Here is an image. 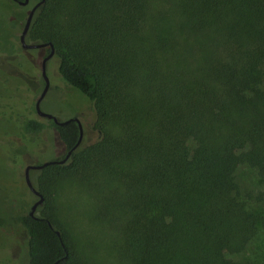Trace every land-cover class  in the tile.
<instances>
[{
	"label": "trees",
	"instance_id": "obj_1",
	"mask_svg": "<svg viewBox=\"0 0 264 264\" xmlns=\"http://www.w3.org/2000/svg\"><path fill=\"white\" fill-rule=\"evenodd\" d=\"M24 1L0 0V66L26 53L15 33L39 0ZM26 42L52 45L97 131L35 188L44 200L60 180L87 189L100 235L77 245L55 206L20 208L29 264H253L228 256L264 237V0H44ZM24 113L25 141L46 122ZM48 128L60 150L77 143L75 123Z\"/></svg>",
	"mask_w": 264,
	"mask_h": 264
},
{
	"label": "rangeland",
	"instance_id": "obj_2",
	"mask_svg": "<svg viewBox=\"0 0 264 264\" xmlns=\"http://www.w3.org/2000/svg\"><path fill=\"white\" fill-rule=\"evenodd\" d=\"M19 35L20 32L15 33V36L18 37ZM37 53L32 50L23 54L22 59L19 60L23 66L22 69H20L21 64L18 65L17 61L12 63V66L8 64V61L1 62L0 66L1 110H12L10 116L12 121L8 119L6 113L0 112V218L8 219L0 226V264H10L12 260L19 259L23 253L22 245L16 246L14 243L16 241L22 243L24 234L13 220L20 215V208L25 209L23 212H29L30 206L36 200V197L25 186L24 168L35 164V162H42L59 156L61 151L58 148V137L54 132H47V134L38 135L33 139L22 140L20 122L15 119L21 118L26 110L33 107L36 97L43 90L40 79V61L36 60ZM47 73L48 81L51 82L49 93L52 99L50 101L55 104L56 110H53L48 104L42 105V108L62 119L73 114L79 116L84 129L82 143L94 141L97 131L93 129L94 113L91 104L63 83L52 63H50ZM37 180L38 178L35 179L34 183L38 184V187L45 185L43 179ZM53 187L56 193H53L51 197L47 191L45 192L47 199L36 215H48L50 208L55 206L58 218L69 226L72 238L77 245H83V235L100 239V235L93 231L92 224L98 215H96L95 207L91 204L93 199L87 189L77 185L75 181L69 182L66 179L55 183ZM10 217L14 219L11 220ZM89 228L92 230L91 234L86 232ZM261 245L264 246V237L260 238L259 242L254 243L252 247H248L243 254L228 257L239 261L249 259L253 264H264V248ZM18 247L21 249L20 252ZM103 248L99 245L97 248V251L102 255L105 254ZM94 259L96 263H94ZM91 264L112 263L108 258L104 261L98 257L93 258Z\"/></svg>",
	"mask_w": 264,
	"mask_h": 264
},
{
	"label": "water",
	"instance_id": "obj_3",
	"mask_svg": "<svg viewBox=\"0 0 264 264\" xmlns=\"http://www.w3.org/2000/svg\"><path fill=\"white\" fill-rule=\"evenodd\" d=\"M27 3H28V0H25L24 2H20L19 4L22 5V6H25V5H27ZM43 4H44V0H40L35 6L32 7V9L29 11V13L27 15L23 30H22L21 34L19 35V41H20V44H21V48L23 50H37V49H41V48H45L47 46H50L49 54L41 62V77H42V79L44 81V88H43L41 94L39 95V97H38V99L36 101V105H35L36 113H37V115L39 117H43V118H47V119H53L54 123L56 125H59V126L68 124V123H70L72 121H75L78 124V128H79V138H78L77 143L75 144V146L71 149V151H69V153L67 154V156L63 160H60V161H49V162H44L41 165H37V166L36 165H29V166L25 167L24 179H25L26 186L28 187L29 191L33 195H35V196H37L39 198V200L31 208V213H30L31 217H33V212L35 211V209L44 202V197H43V195L41 193H39L33 187L32 183L30 181V178H29V172L33 171V170H41V169H43L45 167H48V166H51V165H63L66 162V160L69 158V156L71 155L72 151H75V149L80 145V143L82 141V137H83L82 126L79 123L78 119H70V120H67V121H64V122H58L55 117H53L52 115L41 111V109H40V103H41L42 99L45 97V95H46V93H47V91L49 89V81H48V78H47V75H46V63H47V61H49L53 57L54 49H53L52 45H50V44L48 45V44H45V43H41V44L27 43L26 42V36H27V33H28V30H29V27H30V24H31V21H32V18H33V15H34L35 11L40 6H42ZM56 234L58 236L60 235L59 232H56ZM56 263H54V264H56Z\"/></svg>",
	"mask_w": 264,
	"mask_h": 264
},
{
	"label": "flooded vegetation",
	"instance_id": "obj_4",
	"mask_svg": "<svg viewBox=\"0 0 264 264\" xmlns=\"http://www.w3.org/2000/svg\"><path fill=\"white\" fill-rule=\"evenodd\" d=\"M40 1V0H39ZM39 1H37L33 6H35ZM28 5V4H27ZM33 6H31L30 7V9H29V11L32 9V7ZM29 13V12H28ZM20 42V41H19ZM46 48V47H45ZM41 49H43V48H41ZM23 50V49H22ZM39 49H37V50H33V51H38ZM23 51H25V52H29V51H32V50H23ZM46 55V54H45ZM37 57V60L38 61H40L39 63H40V79H41V83H42V86H43V88H44V81H43V79H42V77H41V62L43 61V59L46 57V56H42V55H40V54H38V55H36ZM54 56V55H53ZM53 58V57H52ZM52 58L49 60V61H47V63H46V75H47V77H48V67H49V65H50V62H51V60H52ZM49 78V77H48ZM50 89H51V82H49V89H48V91H47V93H46V95H45V97L42 99V101H41V103H40V109H41V111H43V112H45V113H47V114H50V115H52L53 117H55L56 119H57V121L58 122H64V121H67V120H70V119H78V121H79V123L81 124V126H82V130H83V137H82V141H81V143H80V145L82 144V142H83V138H84V129H83V125H82V121H81V119H80V117L79 116H75L74 114L73 115H71V116H68L66 119H62L60 116H58V115H56V114H52V113H50V112H46L43 108H42V105H44V104H48L50 107H52L53 108V110L55 109V104L54 103H52V101H50V99H52V98H50ZM39 95H40V93H39ZM39 95L36 97V99H35V102H34V104H33V107H32V109H34V114L36 115V117L37 118H40V119H42V120H45L44 122H46V126H45V129L41 132V133H39V134H37V136L38 135H41V134H47V132H54L53 130H51V129H49L48 128V125H49V122L50 121H52L53 123H54V121H53V119H47V118H43V117H39L38 115H37V113H36V109H35V105H36V101H37V99H38V97H39ZM50 103V104H49ZM56 110V109H55ZM12 111V110H11ZM11 114H12V112H11ZM10 114V115H11ZM24 114V116H25V113H23ZM8 117V119L9 120H11L12 121V119H11V117H9V116H7ZM16 117V116H15ZM17 119H19L18 117H17ZM70 123H75L76 125H77V127H78V124L75 122V121H72V122H70ZM55 124V123H54ZM66 125V124H65ZM57 126H59V125H57ZM60 126H63V125H60ZM78 130H79V128H78ZM55 133V132H54ZM56 134V133H55ZM57 135V134H56ZM79 145V146H80ZM78 148V147H77ZM76 148V149H77ZM75 149V150H76ZM54 150V149H53ZM69 151H71V150H69ZM69 151H65L64 149L63 150H61L60 151V155L59 156H54L52 159H50V160H43L42 162H35V164H32V165H41L42 163H44V162H49V161H60V160H63L66 156H67V154L69 153ZM70 157H71V155L69 156V158L66 160V162L64 163V164H66V163H68V160L70 159ZM59 159V160H58ZM63 164V165H64ZM46 168V167H45ZM44 169V168H43ZM43 169H41V170H33V171H30L29 172V178H30V181H31V183H32V185H33V187L35 188L36 187V184L34 183L35 182V179L36 178H39L38 176L41 174V172L43 171ZM24 170H25V168H24ZM24 170H23V177H24ZM24 183H25V179H24ZM25 186H26V183H25ZM26 188H27V190L29 191V189H28V187L26 186ZM36 189V188H35ZM30 192V191H29ZM31 193V192H30ZM40 193V192H39ZM34 197H36V200H35V202L32 204V206L39 200V198L37 197V196H35V195H33ZM44 202H45V200H44ZM44 202L41 204V205H39L36 209H35V211L33 212V218H37V217H40L41 215H36V213L40 210V208L41 207H43V205H44ZM32 206H30V209H29V212H23L24 214H26V213H28L29 214V216H30V213H31V208H32ZM22 233L24 234V238H23V240H22V243L20 242H18L17 243V241L14 243V244H16V246H20V245H22V247H23V253H22V255H20L19 257V259H17V260H12L11 261V263L10 264H29V262H28V260H27V238H26V235H25V233L22 231ZM20 241V240H19ZM13 244V245H14ZM24 244V245H23ZM18 250H19V252L21 251V249H20V247H18ZM56 263V262H55ZM56 264H58V263H56Z\"/></svg>",
	"mask_w": 264,
	"mask_h": 264
}]
</instances>
